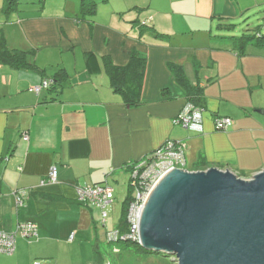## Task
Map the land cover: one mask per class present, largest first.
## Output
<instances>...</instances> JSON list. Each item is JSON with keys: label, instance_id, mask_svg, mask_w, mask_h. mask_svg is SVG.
<instances>
[{"label": "crops", "instance_id": "0c3cea01", "mask_svg": "<svg viewBox=\"0 0 264 264\" xmlns=\"http://www.w3.org/2000/svg\"><path fill=\"white\" fill-rule=\"evenodd\" d=\"M262 6L264 0H0V47L26 53L32 65L0 59V229H38L37 238L17 237L0 264H98V253L110 264L100 253L102 212L79 203L78 189L105 183L115 194L113 184L127 175L131 181L130 165L169 140L186 145L190 172L216 167L244 179L261 172L264 78L253 69L264 68V48L241 51L226 33ZM134 52L147 64L140 103L128 106L106 67L107 60L126 67ZM171 65L202 92V132L175 122L194 102ZM45 80L49 89L31 91ZM216 117L233 125L218 131Z\"/></svg>", "mask_w": 264, "mask_h": 264}, {"label": "water", "instance_id": "95a60500", "mask_svg": "<svg viewBox=\"0 0 264 264\" xmlns=\"http://www.w3.org/2000/svg\"><path fill=\"white\" fill-rule=\"evenodd\" d=\"M141 247L177 264H264V169L171 170L140 220Z\"/></svg>", "mask_w": 264, "mask_h": 264}, {"label": "built area", "instance_id": "2783aa9c", "mask_svg": "<svg viewBox=\"0 0 264 264\" xmlns=\"http://www.w3.org/2000/svg\"><path fill=\"white\" fill-rule=\"evenodd\" d=\"M51 85V80H45L41 87L32 88L31 91L39 93L42 89H49ZM205 110L203 106L190 102L184 107L175 122L186 130L202 132ZM232 125L233 120L229 117H216L215 119V126L218 131H226ZM185 151L186 145L183 142L169 140L151 155L130 165L132 174L130 185L137 191V196L132 198L128 206L127 228L124 231L116 229L108 232V243L116 245L122 241L141 246L140 220L145 205L152 191L171 170L188 171L186 169ZM49 178L56 180L57 170L55 168L51 171ZM14 196L17 207H23L24 192H15ZM114 199V189L105 183L78 189V202L101 210L104 225H106L108 218L107 208L114 202ZM17 237L37 238V226L33 223L21 224L15 232L11 233L0 229V253L13 254L16 250ZM34 264L42 263L36 262Z\"/></svg>", "mask_w": 264, "mask_h": 264}, {"label": "trees", "instance_id": "16d2710c", "mask_svg": "<svg viewBox=\"0 0 264 264\" xmlns=\"http://www.w3.org/2000/svg\"><path fill=\"white\" fill-rule=\"evenodd\" d=\"M13 3L14 2H10L9 4L12 5ZM9 4L8 7L10 6ZM83 6L84 10H88V7L85 3H83ZM228 27L230 31H234V24H229ZM229 38L235 43L237 47L240 48L241 51H244V48L250 44H254L257 47L264 48V35L261 32H258L256 35L244 34L241 36H232ZM0 59L3 63H7L13 67H32L31 64L27 63L26 53L19 51H10L4 45L0 47ZM146 64L147 59L143 55L136 52L131 54V60L126 67L115 66L113 65V63L107 60L106 68L111 79V85L117 92L123 95L128 106H136L140 103ZM171 69L175 73L177 81L187 89L189 96L191 97V101L197 103L196 105H203L201 90L189 85L185 77L183 68L179 65H171ZM131 200V195H129V198L125 202L121 225L119 227L122 231L127 228V211ZM117 244H123V246L129 245L133 247L137 245L122 241L118 242ZM108 245L115 246V244L112 243H108ZM139 251H142L144 253H154L143 249L141 246ZM97 255L98 256L96 258V262L98 264H103V257H101L102 255H100L99 253ZM163 256L167 257L165 255Z\"/></svg>", "mask_w": 264, "mask_h": 264}, {"label": "rangeland", "instance_id": "374dc122", "mask_svg": "<svg viewBox=\"0 0 264 264\" xmlns=\"http://www.w3.org/2000/svg\"><path fill=\"white\" fill-rule=\"evenodd\" d=\"M260 12L256 16L250 17V19H241L234 23V31H227L226 35L228 37L241 36L244 34L256 35L261 32L264 35V8H260ZM248 17V16H247ZM245 20V21H244ZM254 73H259V75L264 78L262 72L264 68L255 66L253 69ZM264 83V79H263ZM263 93V91H260ZM130 175L125 176L120 183L113 184L115 188V199H114V210L109 211V218L107 226L102 224V219L98 220V231L101 247L100 253L105 255V257L111 262L110 264H176L173 261L174 256L164 257L163 255L157 253H144L139 251L140 246H123L120 244L121 252L113 253L109 248H111L108 243V232L117 229L119 222L123 216L124 203L131 195V198L137 196V191L130 187ZM122 245V246H121Z\"/></svg>", "mask_w": 264, "mask_h": 264}, {"label": "clouds", "instance_id": "9594fccd", "mask_svg": "<svg viewBox=\"0 0 264 264\" xmlns=\"http://www.w3.org/2000/svg\"><path fill=\"white\" fill-rule=\"evenodd\" d=\"M177 264V263H176Z\"/></svg>", "mask_w": 264, "mask_h": 264}]
</instances>
